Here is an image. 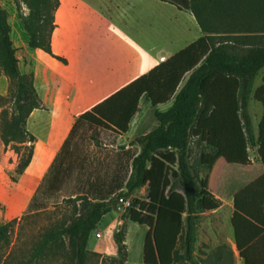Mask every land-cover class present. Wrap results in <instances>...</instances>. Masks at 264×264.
Here are the masks:
<instances>
[{"label": "trees", "instance_id": "16d2710c", "mask_svg": "<svg viewBox=\"0 0 264 264\" xmlns=\"http://www.w3.org/2000/svg\"><path fill=\"white\" fill-rule=\"evenodd\" d=\"M10 1L28 37V48L52 56L50 38L59 1ZM156 1L188 12L201 36L76 120L47 174L51 173V186L56 191L70 171L67 145L80 126L123 135L137 114L141 99L154 109L157 124L132 142L138 152L130 161L124 191L117 188L109 201L89 202L81 195L71 199L79 203L81 213L68 225L45 231L33 249L32 260L40 259L59 241L67 240L74 264H86L89 237L99 221L115 208L119 199H129L146 187V201H132L126 209L130 223L148 229L143 264H232L231 252L224 246L216 248L205 260L194 256L197 214L215 211L220 203L207 192L205 180L197 182L192 177L187 162L190 141L206 142L202 126L215 104L213 101L230 96L233 104L238 97L246 142L249 148L257 147L262 170L258 178L245 179L234 197L231 225L235 248L242 264H264V74L261 85L252 91L256 76L264 70V0ZM10 35L7 13L0 9V72L15 83L13 115L7 118L4 112L0 114V142L5 148L16 146L17 175H21L31 161L35 143L26 130V122L43 105L35 92L32 74L19 71ZM215 79L230 82L232 92L216 86ZM250 96L262 107L256 138L247 113ZM167 103L170 106L165 111L156 109ZM212 158L211 154H203L201 163L208 166ZM13 224L14 221L0 223V244L8 245ZM124 236L122 229L113 236L117 251L113 264H125L127 260Z\"/></svg>", "mask_w": 264, "mask_h": 264}, {"label": "rangeland", "instance_id": "374dc122", "mask_svg": "<svg viewBox=\"0 0 264 264\" xmlns=\"http://www.w3.org/2000/svg\"><path fill=\"white\" fill-rule=\"evenodd\" d=\"M0 9L7 13V22L11 27L10 38L16 50L15 55L19 58L23 54V47L20 43H25L27 47L28 37L17 19L13 3L10 0H0ZM163 10L158 11L157 14L149 11L148 47L163 46L168 52H177L200 37L193 20H188L187 16L182 15L183 13L177 20V18L174 19L175 14L172 15L169 8ZM21 11L26 14L24 8ZM18 61L20 69L25 61H22V57ZM19 71L24 74L21 70ZM263 74L264 70L256 76L252 91L261 85ZM216 82V86L232 92L233 85L230 82L215 79L214 83ZM14 91L15 83L9 81L0 72V114L4 112L7 118L13 115L12 95ZM213 103L215 104L211 108L208 119L202 126L207 134V143L203 144L200 140L190 141L187 159L192 177L197 182L206 179V182H209V188L219 182L222 175L232 174L230 167L225 170L230 163L241 165L242 168H245L247 163L257 164L256 148H249L242 129L238 114V97L234 104L230 96L216 98ZM157 110L164 111L165 107H159ZM153 113L154 109L141 99L137 117L132 125V132L125 138L117 137L116 133L111 130L80 126L67 145L72 164L69 173L61 179L59 190L56 191L51 186L50 173L36 193L31 196L27 206L18 211L17 206L25 202L27 194L18 195L14 193L12 187L19 177L16 146L9 145L5 148L0 142V223L14 221L8 245L0 244V264H74L73 250L67 240L59 241L38 260H32L33 249L45 231L54 226L68 225L81 213L79 203L75 204L71 200L75 196L81 195L89 202L109 201L114 198L109 194L113 188L123 186L130 161L138 152L137 147L131 146L133 140L156 127ZM247 113L253 135L256 138L262 107L252 100V96L248 100ZM211 153L215 158L209 171V168L207 169L201 163V157L203 154ZM147 193V188H142L129 198L130 203L135 200L145 202ZM226 213L225 208L219 212L230 228ZM202 220L207 224H212L216 223L214 221L217 219L203 217L199 219V223L203 224ZM120 229L125 235L124 244L127 249L125 264H143L142 251L148 229L130 223L126 211L123 210V203L118 201L115 208L99 221L90 234L86 264H113V259L117 258L113 236ZM95 233L100 234L102 239L96 240ZM213 233H218L223 239L225 235L223 224H220V227ZM200 240L206 241V238L201 234ZM213 240L208 242L211 247L216 246L215 238ZM199 249L201 247L197 250Z\"/></svg>", "mask_w": 264, "mask_h": 264}, {"label": "crops", "instance_id": "0c3cea01", "mask_svg": "<svg viewBox=\"0 0 264 264\" xmlns=\"http://www.w3.org/2000/svg\"><path fill=\"white\" fill-rule=\"evenodd\" d=\"M58 1L59 6L54 14L55 28L50 38L52 56L40 50H31L21 42L23 54L19 58L16 57L17 60L22 57V61H25L19 70L24 74H32L35 92L43 105V109L34 110L26 122V130L35 138V143L28 167L19 175L16 184H12L14 193L27 194V199L17 206V211L27 206L31 196L47 177L53 161L80 116L90 112L180 51L168 52L163 46L148 47L149 11L157 14L158 11L169 8L172 15L175 14L174 19L178 20L183 13L188 20L194 21L188 12L179 11L156 0ZM19 65L18 61V67ZM162 106L166 110L170 103L157 108ZM137 114L129 123L128 131L117 137L125 138L131 134ZM253 148L257 151L256 146ZM211 155L213 158L210 164L205 166L209 171L215 158L212 153ZM229 167L232 174L222 175L213 187L209 188V182H206L207 192L220 204L215 211L197 214L194 256L198 260H205L216 248L224 246L227 247L226 251L231 252L232 264H242L235 248L231 225L234 197L245 179L258 178L262 170L258 157L256 165L247 163L245 168H242L241 165L230 163L225 170ZM120 188L119 192L124 191V183ZM111 193V196H115L116 188H113ZM222 208L226 209L230 228L219 214ZM203 217H215L217 220L212 224L202 220L201 224L199 219ZM220 224H223L225 230L223 239L218 233H213ZM201 234L206 241L200 240ZM213 238L215 247L208 244ZM198 247L201 249L197 250Z\"/></svg>", "mask_w": 264, "mask_h": 264}, {"label": "built area", "instance_id": "2783aa9c", "mask_svg": "<svg viewBox=\"0 0 264 264\" xmlns=\"http://www.w3.org/2000/svg\"><path fill=\"white\" fill-rule=\"evenodd\" d=\"M118 202H119V203H123V210H124V211H126V209L130 206V199H126V200L119 199ZM94 238H95L96 240H101V239H102L101 235L98 234V233H95V234H94Z\"/></svg>", "mask_w": 264, "mask_h": 264}]
</instances>
